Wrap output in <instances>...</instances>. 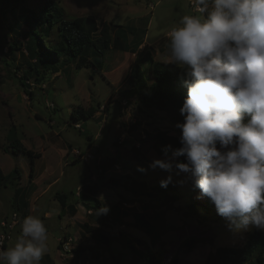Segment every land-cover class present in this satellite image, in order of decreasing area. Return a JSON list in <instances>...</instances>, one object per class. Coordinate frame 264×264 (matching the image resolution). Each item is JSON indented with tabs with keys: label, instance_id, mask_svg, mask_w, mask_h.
<instances>
[{
	"label": "rangeland",
	"instance_id": "374dc122",
	"mask_svg": "<svg viewBox=\"0 0 264 264\" xmlns=\"http://www.w3.org/2000/svg\"><path fill=\"white\" fill-rule=\"evenodd\" d=\"M46 1L30 0L28 5L39 10ZM53 1L63 9L67 20L77 17L93 20L97 26L93 31L95 38L99 37L105 23L134 28L135 34L144 38L137 57L141 58L149 51L156 63L166 64L169 31L184 15L199 14L191 4L192 0ZM7 24L11 27L10 18L0 17V165L5 175H9L7 187L0 195V222H12L15 215L18 221L8 249L15 245L21 234L22 218L14 206L15 191L19 185L29 184L31 171L27 155L12 153L11 148L9 152L4 151L9 148L6 137L13 126L23 146L41 153L45 158L43 163L51 164L53 173L56 171L50 182L58 178V183L36 204L32 198L29 200L30 215L40 218L48 230V251L44 255L48 257H43L40 264H145L127 247L131 243L143 250L138 241L150 245L151 236L136 226V215L140 213L146 215L157 232L164 234L161 244L153 248L161 254L164 264H169L176 254L181 264H204L210 252L219 247L241 246L246 234L256 230L240 234L230 232L224 218L203 207L206 198H198V190L193 191L190 183L183 186L178 183L184 179V174L176 175L175 169L171 173V184L176 185L174 191L153 189L169 173L149 167L153 160L162 159L163 154L147 134L160 130L179 138L180 130L175 127L177 122L165 112L142 108L131 94L126 77L134 68L135 54L111 47L102 56L98 70L94 67L78 70L73 62L62 65L56 74L40 72L44 79H38L42 82L36 80L35 74L40 76L38 73H31L30 80L25 82L30 88L26 89L19 78L24 76L30 63L23 46L28 39L27 29L12 26V31ZM88 26L91 30L92 25ZM111 35L114 36V30ZM9 45H17L22 51H12ZM140 65L147 72L152 62L141 60ZM29 89L33 91L32 97L28 95ZM50 104L55 108H50ZM90 107L99 115L78 121L72 118L74 110ZM75 124L82 128L76 129ZM89 138L94 139L90 150L96 160L66 166L69 159L62 157L66 144L86 152ZM122 138V144H118ZM69 158L74 159L72 155ZM96 163L105 167L106 172H98ZM138 167L146 171H138ZM33 174L35 177V169ZM110 179H117L122 185L117 187L109 182ZM48 185L40 183L42 189ZM85 186L96 189L92 193ZM57 193L66 194L68 204L76 203L75 219H71L55 199ZM87 197H94L107 209L102 218L89 210L95 202H90ZM116 205L120 213L115 217L112 209ZM46 212L50 214L48 217H45ZM119 218L125 225H121ZM96 234L108 237L110 242H98L94 238ZM64 237L73 239L69 253L58 249ZM192 238L200 242L192 249L181 247ZM80 249L84 250L74 252Z\"/></svg>",
	"mask_w": 264,
	"mask_h": 264
},
{
	"label": "clouds",
	"instance_id": "9594fccd",
	"mask_svg": "<svg viewBox=\"0 0 264 264\" xmlns=\"http://www.w3.org/2000/svg\"><path fill=\"white\" fill-rule=\"evenodd\" d=\"M198 15L173 27L167 64L186 69L180 147H162L149 165L172 172L207 198L233 234L264 232V0H194ZM184 162H180V158ZM138 171L146 170L138 167ZM104 209L101 212H106ZM48 230L29 215L0 264H40Z\"/></svg>",
	"mask_w": 264,
	"mask_h": 264
},
{
	"label": "trees",
	"instance_id": "16d2710c",
	"mask_svg": "<svg viewBox=\"0 0 264 264\" xmlns=\"http://www.w3.org/2000/svg\"><path fill=\"white\" fill-rule=\"evenodd\" d=\"M29 1L0 0V17L4 20H8V18L11 20V27L7 24L8 28L12 31H14L12 26H23L27 29L28 39L23 46L28 52L27 56L30 63L29 69L24 72V76L19 78L22 86L26 89L30 88L25 82L30 80L28 76L31 73H38L40 75V72L43 74L48 72L56 74L62 65L68 66L73 62L76 64L78 70L90 67L98 70L101 67L100 63L105 51L112 47V49L136 55L134 68L126 77V83L130 86L131 94L136 97L141 107L149 111H163L174 122L183 123L184 117L180 115L179 109L187 95V89L181 83V79L185 78L186 69L180 68L175 64L156 63L149 51H146L143 57H137L140 54L139 49L144 43V38L142 39V37L137 36L134 28H120L114 22L105 23L99 37L95 38L93 31H96L97 26L93 20L85 17L67 20L64 18L63 9L53 0H47L39 10L29 7ZM89 24L92 25L91 30H89ZM113 30L114 36L111 35V31ZM9 48L12 51H18V49L22 51L17 45H9ZM146 59H150L152 65L147 72H144L140 61ZM35 76L37 77L36 80L40 82L44 79V76L36 74ZM40 77H42V80L38 79ZM32 92L29 89L28 95L30 97L33 95ZM96 112V109L93 107H90L88 110H74L72 118L75 121L93 118ZM147 137L154 142L160 154H162L161 149L164 146L171 145L173 150L181 146L178 137L168 135L160 130L147 134ZM6 138L9 142V148L4 151L9 152L11 148L12 153L27 155L30 158V177H32L35 162L41 155L23 146L18 138L15 126L9 130ZM72 150L69 155L74 157V163L83 162L80 157H75L72 154ZM180 162H184L183 157L180 158ZM96 165L98 172H106L105 167L100 166V163ZM8 178L9 175H5L0 165V195L2 190L7 187L6 182ZM14 178L16 179V177ZM109 182L117 187L122 185L121 181L117 179H110ZM85 188L92 193L96 189L95 186H85ZM175 188L176 185L172 184H169L166 188H162L160 183L159 186L153 187L154 190L159 192L174 191ZM87 198L90 202H95L89 206V210H94L98 217L102 218L106 212H101L104 210L101 203L94 197ZM57 200L62 208L65 209L67 206V195L58 193ZM14 202V206L21 213L23 222L24 218L29 216L28 203L24 200V197L21 201L15 198ZM203 207L211 212L216 211L215 206L207 198ZM72 210H74L73 206ZM190 210L192 211V208ZM112 212L115 217L119 215L120 210L118 205L113 207ZM117 220L121 222V225H125L120 218ZM136 226L143 229L148 236H151L150 245L146 242L138 241L144 248L143 250H138L131 243L127 244L128 249L141 257L145 264H164L162 256H160L161 254L153 251L154 247L161 244L160 240L164 234L157 232L155 226L151 224L143 213L136 215ZM94 238L98 242H103V240L108 243L110 242V239L103 235L96 234ZM198 242H200L198 239L192 238L185 241L181 247L192 249ZM58 249L62 251L61 242ZM82 250L84 249L75 250L74 252L79 253ZM169 264H181L179 256L177 254L174 255L170 259ZM204 264H264V232L255 230L247 233L241 246L219 247L215 249L209 253Z\"/></svg>",
	"mask_w": 264,
	"mask_h": 264
},
{
	"label": "crops",
	"instance_id": "0c3cea01",
	"mask_svg": "<svg viewBox=\"0 0 264 264\" xmlns=\"http://www.w3.org/2000/svg\"><path fill=\"white\" fill-rule=\"evenodd\" d=\"M98 115H99V113L97 112L94 117H96ZM92 146H94V139L93 138H89V140H88V147L91 148ZM71 149H73V148L69 144H66V149L63 150V153H62L63 159H69V160H67L65 162V165L66 166L75 165L74 159L71 160V158H69V156H70L69 154H71V152H70ZM39 154L41 156H40L39 159L36 160L35 166H34V169H35V172H36L35 177H34V174H33L32 177L29 176V178H30L29 179V184L27 186L26 185L25 186H23V185L20 186L19 185L18 188L15 191V194H16L15 198H18L20 196L19 197V200L20 201H21V199L23 197L26 196L25 198H26V202L28 203V213H29V215H30V209H31V203H30L29 200L32 198L33 201H34V204H36L41 197H43L45 194H47L50 191V189L55 184L58 183V178H56L55 181L50 182V179L53 178V177H55L56 171H55V173H53V167H52V165L51 164H47L46 161L43 163V161L45 160V158H44V156L41 153H39ZM38 162H41V163H38ZM96 169H97V167H96ZM41 182L42 183H49V185L46 188L42 189V187L40 186V183ZM27 194L29 195L28 198H27ZM57 194L55 195V199L56 200H57ZM17 195H19V196L17 197ZM66 203H67V206H66L65 209L63 208V210L64 211L67 210V212L69 213L71 219H75L76 218L75 214H77V213H75V210L77 209L76 203H69L68 204V198L66 200ZM72 206L74 207V210H72ZM49 215L50 214L48 212L45 213V217H48ZM7 249H8V246L6 245L5 251H7ZM44 257H48V256L46 255Z\"/></svg>",
	"mask_w": 264,
	"mask_h": 264
},
{
	"label": "built area",
	"instance_id": "2783aa9c",
	"mask_svg": "<svg viewBox=\"0 0 264 264\" xmlns=\"http://www.w3.org/2000/svg\"><path fill=\"white\" fill-rule=\"evenodd\" d=\"M191 4L195 7V11L197 12L194 0H192ZM123 105L125 106L126 102H124ZM49 107L52 109L55 108L53 104H50ZM101 108L102 111L105 110V107H101ZM75 128L81 129L82 127L79 124H75ZM122 141L123 138L118 142V144H122ZM90 149L91 148H89L86 152H82L79 149H73L72 154L75 157H80V159L84 162L94 161L96 160V157L94 156V154L91 152ZM17 223H18L17 215L13 217L12 222L2 221L0 223V250L5 251L6 245L8 244L9 240H11L13 237V231L15 227L18 225ZM60 242L62 243V252L64 253L70 252L73 239L71 237H64L63 239L60 240Z\"/></svg>",
	"mask_w": 264,
	"mask_h": 264
}]
</instances>
